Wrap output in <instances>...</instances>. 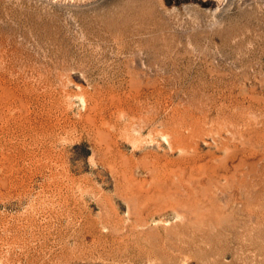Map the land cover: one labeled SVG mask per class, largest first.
<instances>
[{"label": "rangeland", "instance_id": "obj_1", "mask_svg": "<svg viewBox=\"0 0 264 264\" xmlns=\"http://www.w3.org/2000/svg\"><path fill=\"white\" fill-rule=\"evenodd\" d=\"M0 264H264V0H0Z\"/></svg>", "mask_w": 264, "mask_h": 264}]
</instances>
